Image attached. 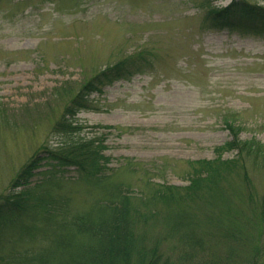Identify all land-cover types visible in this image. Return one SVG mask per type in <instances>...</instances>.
<instances>
[{
	"label": "rangeland",
	"instance_id": "rangeland-1",
	"mask_svg": "<svg viewBox=\"0 0 264 264\" xmlns=\"http://www.w3.org/2000/svg\"><path fill=\"white\" fill-rule=\"evenodd\" d=\"M204 1L0 0V198L41 146H57L54 90L81 84L139 51L151 53V69L93 95V109L76 118L84 128L76 139L104 140L117 182L138 185L130 162L162 169L153 183L189 186L188 163L215 160V149L232 139L226 117H235L241 140L264 143V38L205 28ZM209 1L216 8L232 3ZM256 2L264 7V0ZM249 175L260 199L264 174L250 168ZM64 176L69 184L62 195L72 198V208L86 209L96 196L75 187L74 168ZM231 200L234 205L188 210L190 221L219 256L264 264V222L238 223L235 210L251 212L238 197ZM162 221L149 223L154 238L165 235ZM219 222L223 234L214 228ZM233 226L236 237L226 236ZM169 238L164 249L176 243Z\"/></svg>",
	"mask_w": 264,
	"mask_h": 264
},
{
	"label": "trees",
	"instance_id": "trees-1",
	"mask_svg": "<svg viewBox=\"0 0 264 264\" xmlns=\"http://www.w3.org/2000/svg\"><path fill=\"white\" fill-rule=\"evenodd\" d=\"M251 1L232 0L225 8L204 1V27L264 38V7ZM150 57L148 51L136 52L81 84L66 83L54 90L60 114L51 134L59 142L55 148L41 146L0 198V264H236L233 255L219 256L208 246L188 212L223 202L234 205L231 198L238 197L241 209L251 212L244 217L242 210H235L238 223L264 222V196L255 198L249 175L250 168L264 174V143L255 138L241 140L242 128L235 117L224 120L232 139L215 149V160L188 163L189 186L184 188L153 183L151 176L162 169L148 170L130 162L126 167L139 176L138 185L133 189L119 183L115 180L118 170L109 168L111 160L104 155V140L75 138L84 129L76 118L93 109L91 97L150 70ZM229 153L237 155L225 160ZM69 168L76 171L75 187L96 196L84 210L72 208V198L61 193L69 184L64 176ZM36 177L41 180L34 183ZM154 219L163 220V237L150 233ZM221 227L219 222L214 228L223 234ZM234 228L229 227L226 236L235 238ZM208 231L203 235L209 236ZM169 237L176 243L164 249L172 240Z\"/></svg>",
	"mask_w": 264,
	"mask_h": 264
}]
</instances>
